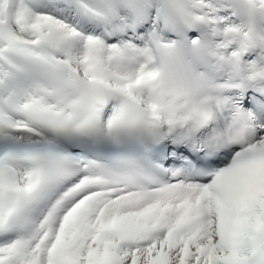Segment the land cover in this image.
<instances>
[{"label": "snow or ice", "instance_id": "snow-or-ice-1", "mask_svg": "<svg viewBox=\"0 0 264 264\" xmlns=\"http://www.w3.org/2000/svg\"><path fill=\"white\" fill-rule=\"evenodd\" d=\"M194 13L222 71L148 122L84 36L91 0H0V264H264V36Z\"/></svg>", "mask_w": 264, "mask_h": 264}, {"label": "clouds", "instance_id": "clouds-1", "mask_svg": "<svg viewBox=\"0 0 264 264\" xmlns=\"http://www.w3.org/2000/svg\"><path fill=\"white\" fill-rule=\"evenodd\" d=\"M105 76L113 85L128 86L127 92L119 95L150 122L153 117L165 120L170 114L191 110L194 97L188 72L179 65H163L156 69L141 68L131 73L103 58Z\"/></svg>", "mask_w": 264, "mask_h": 264}, {"label": "bare ground", "instance_id": "bare-ground-1", "mask_svg": "<svg viewBox=\"0 0 264 264\" xmlns=\"http://www.w3.org/2000/svg\"><path fill=\"white\" fill-rule=\"evenodd\" d=\"M148 55H149L148 51L142 53L141 58L140 57L135 58V61L132 63V65L125 67V69L131 73L137 72L138 70L141 69V67H147L148 69H153V67H148L145 64V60L150 58V56Z\"/></svg>", "mask_w": 264, "mask_h": 264}]
</instances>
